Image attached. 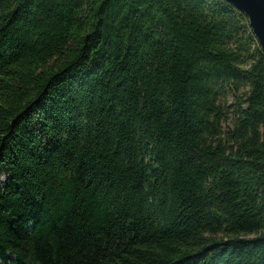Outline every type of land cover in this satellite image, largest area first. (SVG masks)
<instances>
[{
    "label": "trees",
    "instance_id": "trees-1",
    "mask_svg": "<svg viewBox=\"0 0 264 264\" xmlns=\"http://www.w3.org/2000/svg\"><path fill=\"white\" fill-rule=\"evenodd\" d=\"M0 264H264V51L224 0H0Z\"/></svg>",
    "mask_w": 264,
    "mask_h": 264
},
{
    "label": "water",
    "instance_id": "water-1",
    "mask_svg": "<svg viewBox=\"0 0 264 264\" xmlns=\"http://www.w3.org/2000/svg\"><path fill=\"white\" fill-rule=\"evenodd\" d=\"M245 15L252 32L264 51V0H224Z\"/></svg>",
    "mask_w": 264,
    "mask_h": 264
},
{
    "label": "rangeland",
    "instance_id": "rangeland-1",
    "mask_svg": "<svg viewBox=\"0 0 264 264\" xmlns=\"http://www.w3.org/2000/svg\"><path fill=\"white\" fill-rule=\"evenodd\" d=\"M5 182V178L4 177H0V184Z\"/></svg>",
    "mask_w": 264,
    "mask_h": 264
}]
</instances>
